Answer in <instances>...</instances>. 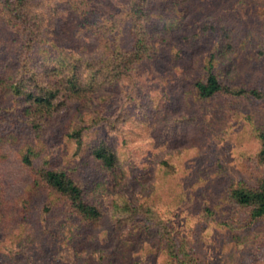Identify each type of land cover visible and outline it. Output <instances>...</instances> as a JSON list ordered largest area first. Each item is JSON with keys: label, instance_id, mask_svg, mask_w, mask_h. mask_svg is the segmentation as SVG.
<instances>
[{"label": "rangeland", "instance_id": "374dc122", "mask_svg": "<svg viewBox=\"0 0 264 264\" xmlns=\"http://www.w3.org/2000/svg\"><path fill=\"white\" fill-rule=\"evenodd\" d=\"M125 1L34 0L36 10L44 11L47 31L36 39L43 47L41 59L47 62L64 50L98 60L110 57L113 46L131 48L134 32ZM194 2L191 10L162 22L167 39L159 45L160 57L134 70L107 104L95 97L92 107H103V118L90 128L83 148L62 133V126L82 117L91 124L98 112H85L76 102L47 125L36 146V165L48 158L74 172L88 198L101 205L102 220L82 221L47 188L27 202L34 175L21 161L24 133L0 141V264H134L139 258L144 264H264V218L252 221L247 210L224 198L226 180L255 184L264 172L256 136V129L264 128V103L231 94L202 101L192 89L218 37L196 39V16L236 24L244 42L233 51L228 75L247 79L262 70L264 86V55L255 57L256 44L264 39V0ZM96 4L100 10L92 8ZM22 29L9 21L0 0L3 69L18 67ZM0 104L11 106L14 100L2 94ZM8 109L0 108V115L8 118L4 124L9 127ZM103 137L119 154L120 185L89 153L91 143ZM167 160L173 167L165 165ZM120 194L155 210L156 216L145 215L141 222L163 225L166 238L183 242L186 263L168 260L156 231L113 219V202Z\"/></svg>", "mask_w": 264, "mask_h": 264}, {"label": "trees", "instance_id": "16d2710c", "mask_svg": "<svg viewBox=\"0 0 264 264\" xmlns=\"http://www.w3.org/2000/svg\"><path fill=\"white\" fill-rule=\"evenodd\" d=\"M33 1L4 0L9 21L22 26L26 34L20 37L23 52L21 51L18 67L7 63V68L3 69L0 65V95H8L14 100V105L11 106L0 104V108H9L6 111L11 112L12 119L8 127L4 124L8 118L0 115V141L4 138H15L16 133L21 131L24 133L21 161L31 167L34 175L27 202L30 201L29 198L47 188L56 193L57 198L63 200L82 221L97 223L105 215L101 205L88 198L85 186L70 169L59 163L54 165L48 158L36 165L35 158L40 155L36 146L40 144L47 125L55 121L61 112L72 108L76 102L85 112H98V115L92 118L91 124L85 123L87 120H83V114H80L81 120L75 121L71 118L62 126V133L83 148L90 128L93 124L101 123L103 118L104 108L92 107L95 97L100 96L102 104H107L113 94L119 93L122 81L132 77L134 70L160 57L159 45L167 39L163 35L165 28L162 22L164 19H175L176 12L191 10L195 0H126L125 7L134 32L131 48L113 46L110 57L98 60L84 54L74 55L60 50L56 54L53 53L47 62L41 59L43 47L36 41L42 32L47 33L42 28L44 11L36 10ZM109 6L110 10H116L117 6ZM99 7L100 5L96 4V7L92 8L100 10ZM169 13H172L171 17L166 16ZM193 24L195 26L192 35L196 39L213 33L218 35L203 60L201 72L193 81L192 89L196 98L207 101L220 94H231L249 96L264 103V86L259 76L262 70L254 77H248L246 73L247 79L230 78L228 75L233 65V51L244 42L242 36L237 33L236 24L229 20H218L216 17L199 19L198 16L194 17ZM256 45L258 48L255 50V57L260 58L264 55V39L259 40ZM57 59L64 61L51 64L52 60ZM86 70L89 71L88 74ZM256 136L260 143L257 159L264 167V128L256 129ZM89 153L99 161L103 169L111 172L115 178L119 176V154L106 138L91 143ZM165 165L171 167L173 164L167 160ZM121 181L116 178V185H120ZM226 183L224 198L229 204L247 210L252 221L264 218V172L255 184L232 180H226ZM206 209L212 212L211 206H206ZM154 212L150 205L138 203L123 194L113 202L114 220L131 222L132 227L143 232L156 231L168 260L171 263L175 260L186 263L189 254L183 242L166 238L162 233L163 225H160V228L153 225L150 227L148 224L144 227L141 218L145 215L148 218L156 216ZM165 232L167 234L168 230ZM134 264L144 263L139 258Z\"/></svg>", "mask_w": 264, "mask_h": 264}]
</instances>
